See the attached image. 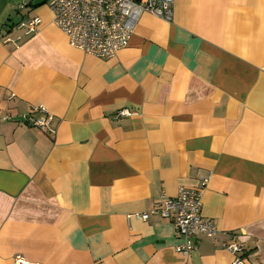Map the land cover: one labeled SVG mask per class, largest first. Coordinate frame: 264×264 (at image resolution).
Returning <instances> with one entry per match:
<instances>
[{"label": "crops", "instance_id": "obj_1", "mask_svg": "<svg viewBox=\"0 0 264 264\" xmlns=\"http://www.w3.org/2000/svg\"><path fill=\"white\" fill-rule=\"evenodd\" d=\"M22 3L0 0V264H231L232 234L264 264V0H173L108 60ZM203 179L218 235L184 257L159 210Z\"/></svg>", "mask_w": 264, "mask_h": 264}, {"label": "built area", "instance_id": "obj_2", "mask_svg": "<svg viewBox=\"0 0 264 264\" xmlns=\"http://www.w3.org/2000/svg\"><path fill=\"white\" fill-rule=\"evenodd\" d=\"M32 0H23L19 6L22 10L29 6ZM47 7L53 16L54 26L66 37L73 49L85 55L100 59H112L127 47L133 31L142 15L148 14L170 23L172 20L173 0H48ZM39 18L28 19L21 24L28 32H33L39 25ZM32 112L39 114L38 118L26 116L24 122L38 131L54 135L50 127L51 117L42 107L33 108ZM120 116L126 115L120 112ZM11 118L0 112V121ZM207 179H203L194 189L179 188L175 199H163L159 215L169 220L178 233L179 244L174 251L184 257L197 250L191 242L196 235L207 239H215L218 230L213 221L201 216L202 195ZM135 218L145 221L146 214ZM221 248L231 254V264H245L244 246L238 240V235H230ZM21 263L19 257L15 258Z\"/></svg>", "mask_w": 264, "mask_h": 264}, {"label": "water", "instance_id": "obj_3", "mask_svg": "<svg viewBox=\"0 0 264 264\" xmlns=\"http://www.w3.org/2000/svg\"><path fill=\"white\" fill-rule=\"evenodd\" d=\"M48 0H32L31 2V6L33 8H39V7H42L46 4Z\"/></svg>", "mask_w": 264, "mask_h": 264}, {"label": "rangeland", "instance_id": "obj_4", "mask_svg": "<svg viewBox=\"0 0 264 264\" xmlns=\"http://www.w3.org/2000/svg\"><path fill=\"white\" fill-rule=\"evenodd\" d=\"M23 1V0H22ZM44 6H47V4H45ZM35 9H33L32 11H34ZM12 14H14V13H12ZM14 17H18V15H16L15 16V14H14Z\"/></svg>", "mask_w": 264, "mask_h": 264}, {"label": "trees", "instance_id": "obj_5", "mask_svg": "<svg viewBox=\"0 0 264 264\" xmlns=\"http://www.w3.org/2000/svg\"><path fill=\"white\" fill-rule=\"evenodd\" d=\"M29 7H31V3L29 4Z\"/></svg>", "mask_w": 264, "mask_h": 264}]
</instances>
